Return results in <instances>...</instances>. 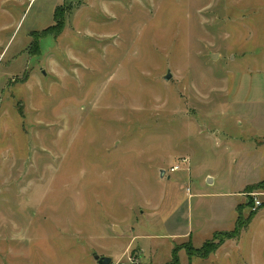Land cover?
Segmentation results:
<instances>
[{"label": "rangeland", "instance_id": "1", "mask_svg": "<svg viewBox=\"0 0 264 264\" xmlns=\"http://www.w3.org/2000/svg\"><path fill=\"white\" fill-rule=\"evenodd\" d=\"M28 2L0 0V264H264V0Z\"/></svg>", "mask_w": 264, "mask_h": 264}, {"label": "trees", "instance_id": "2", "mask_svg": "<svg viewBox=\"0 0 264 264\" xmlns=\"http://www.w3.org/2000/svg\"><path fill=\"white\" fill-rule=\"evenodd\" d=\"M58 23H59V22H58ZM49 31H51V29H47V30L43 31L42 33H39V35H37V37L33 36L35 42H37V40H40V39L43 38V37H47V36L54 35L53 33L49 32ZM38 36H39V39H38ZM35 42H34V43H35ZM262 183H263V186H264V182H262ZM242 229H243V227H241L240 222H237V224H236V229H235V232H234V234H233L232 237H233V238L238 237V236L241 234ZM216 235H217V234H215V236H216ZM228 235H229V234H228ZM229 236H230V235H229ZM214 238H215V237H214ZM191 243H192V242H191ZM192 246H193V244H192ZM191 249H192V250L199 251L198 249L194 248V246L191 247ZM217 249H218V247L214 246L212 243H205V245L203 246V248H202V250H201L202 253H200V252H196V255H195V256L198 257V258H201V259H208L209 256H210L213 252H215ZM178 262H179L178 258H177L175 255H173V262H172L171 264H178Z\"/></svg>", "mask_w": 264, "mask_h": 264}, {"label": "water", "instance_id": "3", "mask_svg": "<svg viewBox=\"0 0 264 264\" xmlns=\"http://www.w3.org/2000/svg\"><path fill=\"white\" fill-rule=\"evenodd\" d=\"M213 59H215V55H213ZM171 78V73L168 72L167 76L165 77L166 81H169ZM164 171H161V176H163ZM208 183H212V179H208ZM115 230H117V227H115ZM95 260L98 262V264H112V258L109 257H101L99 255H94Z\"/></svg>", "mask_w": 264, "mask_h": 264}, {"label": "crops", "instance_id": "4", "mask_svg": "<svg viewBox=\"0 0 264 264\" xmlns=\"http://www.w3.org/2000/svg\"><path fill=\"white\" fill-rule=\"evenodd\" d=\"M24 1H26V0H24ZM38 1H40V0H27L29 7L35 5ZM56 1H59L58 3L62 4V3H65V2H68V1H72V0H56ZM209 179H211V178H209ZM189 237L191 238V236H189Z\"/></svg>", "mask_w": 264, "mask_h": 264}, {"label": "built area", "instance_id": "5", "mask_svg": "<svg viewBox=\"0 0 264 264\" xmlns=\"http://www.w3.org/2000/svg\"><path fill=\"white\" fill-rule=\"evenodd\" d=\"M177 170H179V166H176V167H174V168L172 169L173 172H175V171H177ZM255 206H256L257 208L261 207V206H262V202H260V201H256V202H255Z\"/></svg>", "mask_w": 264, "mask_h": 264}]
</instances>
